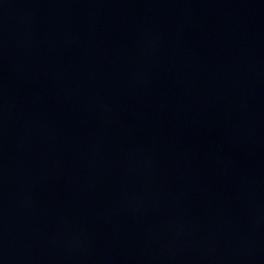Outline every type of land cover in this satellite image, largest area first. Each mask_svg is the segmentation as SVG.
I'll return each mask as SVG.
<instances>
[{
  "label": "water",
  "instance_id": "1",
  "mask_svg": "<svg viewBox=\"0 0 264 264\" xmlns=\"http://www.w3.org/2000/svg\"><path fill=\"white\" fill-rule=\"evenodd\" d=\"M0 264H264V0H0Z\"/></svg>",
  "mask_w": 264,
  "mask_h": 264
}]
</instances>
